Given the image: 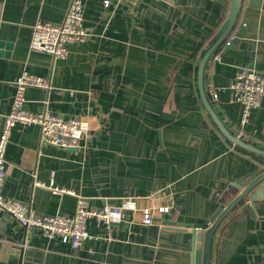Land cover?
I'll return each instance as SVG.
<instances>
[{"label":"crops","instance_id":"0c3cea01","mask_svg":"<svg viewBox=\"0 0 264 264\" xmlns=\"http://www.w3.org/2000/svg\"><path fill=\"white\" fill-rule=\"evenodd\" d=\"M104 1L83 0L90 34L70 43L67 57L53 58L30 49L33 24L61 22L70 0H0V134L23 71L51 84L27 88L29 111L89 123L77 147L43 144L38 124H16L3 194L38 215H73L77 194L93 207L132 197L139 210L111 225L89 219L90 237L74 250L0 209V264H19L22 247V264H190L186 224L208 220L218 201L241 191L233 183L264 170V160L227 142L200 97V56L219 29L223 3ZM238 25L245 34L237 47L208 61L206 93L228 127L264 147V97L242 125V104L229 89L240 66L264 72V0H245ZM146 207L151 224L142 220ZM212 264H264V196L250 193L221 223Z\"/></svg>","mask_w":264,"mask_h":264},{"label":"built area","instance_id":"2783aa9c","mask_svg":"<svg viewBox=\"0 0 264 264\" xmlns=\"http://www.w3.org/2000/svg\"><path fill=\"white\" fill-rule=\"evenodd\" d=\"M110 0H105L108 7ZM83 0H70L69 8L61 22H51L38 19L32 28L30 49L40 53H48L53 58H65L69 54L68 45L76 41H84L90 32L83 27ZM50 88V81L39 75L23 71L15 80V94L10 112L3 116L4 122L0 134V209L9 212L21 226L40 228L49 238H60L69 243L75 250L90 237L87 230L89 219H96L107 225L121 222L127 211H138L135 198H123L119 204H105L102 207L90 205L89 198L76 195L77 205L73 215L54 214L38 215L24 202L6 198L3 185L6 177L5 155L13 127L38 124L40 126V141L61 147H77L80 145L89 128L87 119L64 118L48 111L32 112L26 108V90L28 87ZM231 98L242 104V120L244 125L251 111L259 107L264 97V72L248 66H240L229 85ZM214 98L218 93L214 91ZM1 115V114H0ZM53 183V182H52ZM55 192L65 191L63 188H52ZM159 212H168V206L158 208ZM142 220L146 224L153 222L154 213L149 207L141 209Z\"/></svg>","mask_w":264,"mask_h":264},{"label":"water","instance_id":"95a60500","mask_svg":"<svg viewBox=\"0 0 264 264\" xmlns=\"http://www.w3.org/2000/svg\"><path fill=\"white\" fill-rule=\"evenodd\" d=\"M218 1L223 3L222 16L217 21L219 29L210 43L201 52L198 66V87L201 101L212 123L227 142L264 160V147L244 138L241 134L228 127L216 112L213 103L206 93L204 75L208 61L224 46L226 50L237 47L240 39L245 34V28L238 25L239 15L245 0ZM258 172V170H254L233 183L241 191L229 203L226 200L218 201L214 212L208 220L197 224H186L187 227L192 229L190 264H212L214 236L221 223L247 200L250 193L253 199L264 196V170L259 174ZM25 255H27V251L22 247L19 251V264H22Z\"/></svg>","mask_w":264,"mask_h":264}]
</instances>
